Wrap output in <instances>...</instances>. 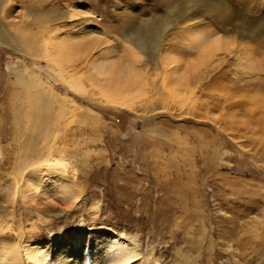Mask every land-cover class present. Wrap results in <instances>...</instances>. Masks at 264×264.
Listing matches in <instances>:
<instances>
[{
	"label": "rangeland",
	"instance_id": "rangeland-1",
	"mask_svg": "<svg viewBox=\"0 0 264 264\" xmlns=\"http://www.w3.org/2000/svg\"><path fill=\"white\" fill-rule=\"evenodd\" d=\"M171 1L177 0L7 1L11 16L2 20L9 21L11 36L34 31L48 37L39 33L42 25L28 27L29 9L66 13V19L54 23L65 40L89 34L83 39L87 49L72 59V66L84 72L83 94L67 89L44 57L25 55L0 41L1 208L13 206L8 198L11 179L17 176L13 152L22 147L10 106L12 89L18 87L16 76L24 69L54 83L61 96L75 103L61 120L57 141L69 150L68 175L80 194L69 200L72 195L60 189L48 196L29 191L22 204L15 203L14 219L4 226L11 228L5 229L11 238L6 240L21 243L17 234H29L32 241H43L61 231L85 228L104 231L107 239L115 240L121 233L131 236L141 253L136 263L154 264L159 259L157 264H264V0H212L218 10H196L194 19L188 15L165 33L161 52L167 62L175 59L167 69L177 72L166 78L174 92H156L152 83L161 79V70L146 55L136 67L154 82L134 90L127 104L108 102L92 85L95 60L109 57L118 62L127 56L121 35L125 25L166 16ZM222 4L229 9L226 19L219 16ZM242 23L258 30L246 45L251 49L247 58L237 44ZM195 29L235 36L237 42L200 64L197 49L190 46L189 32ZM175 77L187 78L176 83ZM37 183L45 187L44 180ZM24 208H31V215L21 217ZM42 211L53 214L48 219ZM93 239L86 238L85 250L92 248Z\"/></svg>",
	"mask_w": 264,
	"mask_h": 264
},
{
	"label": "bare ground",
	"instance_id": "bare-ground-1",
	"mask_svg": "<svg viewBox=\"0 0 264 264\" xmlns=\"http://www.w3.org/2000/svg\"><path fill=\"white\" fill-rule=\"evenodd\" d=\"M7 1L8 0H4L0 3V41L5 45L19 50L25 55L44 57L51 65V68L58 73V78L67 86V89L69 88L76 92H80V94L85 93L87 87L81 80L84 72L80 73L72 66V59H74V57L78 59L77 55L79 53L77 52L82 51V48L85 47V50L87 49L88 45L86 46L84 44L83 39L89 33L84 32V36L80 35L78 37H73L71 40H65L61 38L63 33L61 27H58V25L54 23L58 20L60 24L63 19L67 18L66 13H61V16H58L55 14L59 12L58 10L49 9L35 11L29 9L32 22L29 26H26L32 27L35 24L42 25L44 30H39V33L44 32L46 35L48 34V37H40L34 31L25 36H11L9 34V26H11L9 21L5 23V21H3L4 19L2 20V18L7 15L8 19L11 16L9 15L10 4H7ZM212 3V0L171 1L166 16L158 15L152 19L138 20V23L132 22L126 24L121 35L126 43L124 50L128 57L125 56L124 60H118V62L115 61V58L112 60L109 57H104L102 60L98 61H94L93 59L94 62H91V67L95 70V74L92 77L93 79L90 78L91 81H93L92 85L94 84L97 86L96 88L99 89L100 95L106 97L108 102L122 106L127 104L128 96L132 94L134 90L138 89V91H141L142 86L145 84L150 85V81L154 82L150 80L149 76L143 74L144 71H141L142 67L140 68L141 70L136 67V64L143 58V55H146V60L150 64H154L155 69L161 70L162 74L160 80H155L154 78L156 82L152 83L154 86L153 88L156 89V92L159 94H163L166 90L169 91L170 87L166 78L171 77L172 73H176L177 70L175 68L170 70V67L167 69V65L174 63L175 59L173 62L169 63L167 62V55L163 53V51L161 52L165 33L171 27H175L182 18L188 15H192L189 19H194L196 10L208 13L212 12V10H218V6H215L214 9L213 5L215 4ZM228 11V7L223 9L222 4V10L219 16L222 19H226V12ZM74 14L76 15V13ZM251 24L242 23L240 30L236 32L238 34V42L235 41V36L224 38L223 36L212 34V31L195 29L189 32L191 38L190 46L197 49L196 54L198 56V63L202 64V62H208L212 60V55L220 51L230 50L231 45L235 42H237L240 48H243L242 51L240 50L243 55H246V58L249 57L247 55H251V49L246 48L248 46V41L257 37L256 32L258 31L253 29ZM93 40H96L97 43L99 38L94 37ZM104 54H106V52ZM177 64H179V62ZM196 65L197 64H194L193 68H196ZM256 65V67H258V64ZM256 67L254 65L250 66V68L254 70ZM27 72L26 69L18 72L16 76V84L18 87L12 89L13 92L11 95L12 103L10 111L14 115V124L17 129L16 138L20 142L22 149L15 153L13 152L16 159L14 172L17 173V176H13V172L10 174V176L12 175L13 177L11 176L12 183L10 185V191L8 192V198H10L13 206L9 207L5 205L2 208L0 206V264H83L86 258V264L87 262L89 264H143L142 261L136 263L141 253L134 244V239L125 233H121V237L113 240L112 237L107 239L108 236L105 237L103 235V233H105L104 231L100 230L94 233V231H87L85 228H79L77 230L70 229L65 232L61 231L58 235H53L43 241L39 239V241L37 240L38 242L36 240L32 241L29 238V234L25 236L17 234L18 236L16 237H22L21 243H12L6 240L11 238H8L5 234L7 232H5V229L7 228L4 229V226H6L8 222H12L15 216L16 204H22L21 198L28 197V194H30L28 193L29 191L35 190L34 192H39L40 194L48 196L50 191L54 192L60 189L63 195H72L68 196L69 200L76 199V194H79L72 184L73 180L68 175V166L71 162V159L68 157L69 150L65 147L66 145L60 146L59 141H57L62 124L61 120L64 118L67 119L66 116L70 113V108L75 106V103H73L71 98L61 96L54 87V83L45 82L40 76H34L35 74L29 75ZM101 77H104L105 81H102ZM186 78L180 77L175 80L176 83H179L181 81L184 82ZM59 79L54 77L52 81L57 83ZM103 82H107V86H105ZM187 85H189L188 82ZM170 89L171 91L174 90L173 87ZM146 92L147 90L145 93ZM127 106L130 108L129 104ZM146 111H148V109ZM24 121L25 126L23 125ZM0 155H4L1 145ZM65 176L71 179L70 183L65 181ZM63 178H65V180H62ZM0 180L2 181V177H0ZM39 180H44L45 187L38 186L37 182ZM52 185L54 187L53 190L50 188ZM34 194L35 193L31 195ZM42 212H45L48 219H50L49 216L53 214L51 211ZM31 213V208H24V210H21V217H27V215H31ZM8 229L11 228L9 227ZM91 236L95 239L92 240V248L87 251L82 244L85 242L86 238ZM20 238L17 240L19 241ZM158 262L159 259H155L154 264ZM181 264H186V262Z\"/></svg>",
	"mask_w": 264,
	"mask_h": 264
}]
</instances>
